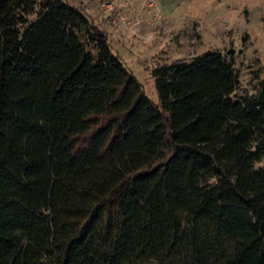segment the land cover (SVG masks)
Here are the masks:
<instances>
[{"label": "trees", "instance_id": "trees-1", "mask_svg": "<svg viewBox=\"0 0 264 264\" xmlns=\"http://www.w3.org/2000/svg\"><path fill=\"white\" fill-rule=\"evenodd\" d=\"M216 48L157 98L67 0H0V264H264V75Z\"/></svg>", "mask_w": 264, "mask_h": 264}, {"label": "rangeland", "instance_id": "rangeland-1", "mask_svg": "<svg viewBox=\"0 0 264 264\" xmlns=\"http://www.w3.org/2000/svg\"><path fill=\"white\" fill-rule=\"evenodd\" d=\"M67 1L105 30L113 51L154 100L156 62L216 48L232 56L239 85L247 90L254 82L251 70L264 62V19L250 16V5L262 0Z\"/></svg>", "mask_w": 264, "mask_h": 264}, {"label": "crops", "instance_id": "crops-1", "mask_svg": "<svg viewBox=\"0 0 264 264\" xmlns=\"http://www.w3.org/2000/svg\"><path fill=\"white\" fill-rule=\"evenodd\" d=\"M251 9H250V16L251 18H257L258 20H260L261 18L264 19V0H262L259 4H253L250 5ZM256 19V20H257Z\"/></svg>", "mask_w": 264, "mask_h": 264}]
</instances>
